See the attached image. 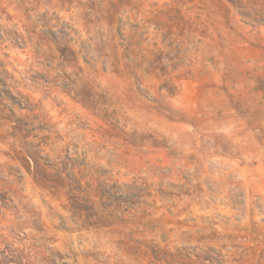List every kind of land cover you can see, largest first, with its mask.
Masks as SVG:
<instances>
[{
  "label": "clouds",
  "instance_id": "1",
  "mask_svg": "<svg viewBox=\"0 0 264 264\" xmlns=\"http://www.w3.org/2000/svg\"><path fill=\"white\" fill-rule=\"evenodd\" d=\"M0 264H264V0H0Z\"/></svg>",
  "mask_w": 264,
  "mask_h": 264
}]
</instances>
